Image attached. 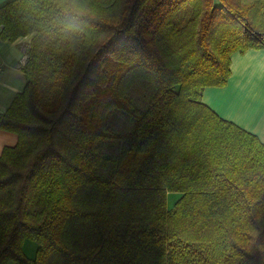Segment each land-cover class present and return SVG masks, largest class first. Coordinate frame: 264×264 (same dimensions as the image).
<instances>
[{
  "label": "trees",
  "instance_id": "obj_1",
  "mask_svg": "<svg viewBox=\"0 0 264 264\" xmlns=\"http://www.w3.org/2000/svg\"><path fill=\"white\" fill-rule=\"evenodd\" d=\"M0 29L32 35L0 264H264V144L202 102L264 48V0H11Z\"/></svg>",
  "mask_w": 264,
  "mask_h": 264
},
{
  "label": "crops",
  "instance_id": "obj_2",
  "mask_svg": "<svg viewBox=\"0 0 264 264\" xmlns=\"http://www.w3.org/2000/svg\"><path fill=\"white\" fill-rule=\"evenodd\" d=\"M9 1L0 0V7ZM31 39L32 35L13 42L0 39V112L6 111L26 83L22 67ZM202 102L219 117L254 134L264 144V48L232 54L226 85L205 88ZM17 141L16 134L0 130V154Z\"/></svg>",
  "mask_w": 264,
  "mask_h": 264
},
{
  "label": "rangeland",
  "instance_id": "obj_3",
  "mask_svg": "<svg viewBox=\"0 0 264 264\" xmlns=\"http://www.w3.org/2000/svg\"><path fill=\"white\" fill-rule=\"evenodd\" d=\"M21 38V37H20ZM136 88V87H135ZM134 88V89H135ZM154 94V93H153ZM152 94V95H153ZM155 95V94H154ZM158 97V96H157ZM188 113H192V112H188ZM128 124L127 123V121H124V120H121V121H119L117 118L116 119H113V122H112V124L113 125H115L117 128L118 127H126V128H129L126 124ZM130 127H131V124H128ZM119 129V128H118ZM176 198H177V195L176 194H170L169 196H167V198H166V207L168 208V209H170L171 207H172V205H173V203L175 202V200H176ZM22 247H23V251H24V253H25V255L28 257V258H30V259H35V257H36V250H37V245H36V242L35 241H32V240H29V239H25L24 241H23V243H22ZM10 264H12V263H10Z\"/></svg>",
  "mask_w": 264,
  "mask_h": 264
}]
</instances>
